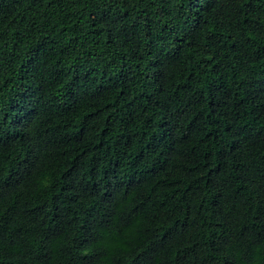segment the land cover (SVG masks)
Wrapping results in <instances>:
<instances>
[{
    "label": "trees",
    "instance_id": "1",
    "mask_svg": "<svg viewBox=\"0 0 264 264\" xmlns=\"http://www.w3.org/2000/svg\"><path fill=\"white\" fill-rule=\"evenodd\" d=\"M0 264H264V0H0Z\"/></svg>",
    "mask_w": 264,
    "mask_h": 264
}]
</instances>
